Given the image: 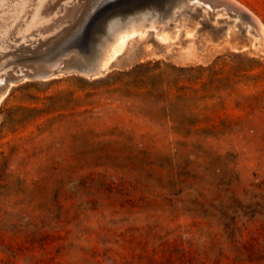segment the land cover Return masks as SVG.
<instances>
[{
  "label": "rangeland",
  "instance_id": "374dc122",
  "mask_svg": "<svg viewBox=\"0 0 264 264\" xmlns=\"http://www.w3.org/2000/svg\"><path fill=\"white\" fill-rule=\"evenodd\" d=\"M97 1L0 0V264H264V29L233 0ZM152 5L105 68H64Z\"/></svg>",
  "mask_w": 264,
  "mask_h": 264
},
{
  "label": "bare ground",
  "instance_id": "6f19581e",
  "mask_svg": "<svg viewBox=\"0 0 264 264\" xmlns=\"http://www.w3.org/2000/svg\"><path fill=\"white\" fill-rule=\"evenodd\" d=\"M3 1V0H2ZM20 1V0H19ZM24 1V0H23ZM28 1V0H27ZM44 1V0H43ZM49 1V0H48ZM66 1V0H65ZM100 0L97 1V3ZM176 1V0H175ZM181 2V0H179ZM186 1V0H185ZM191 1V0H187ZM199 1V0H198ZM203 1V0H202ZM216 1V0H215ZM223 1V0H222ZM230 0H225V2H229ZM9 2V1H8ZM16 2V1H15ZM96 2V1H95ZM221 2V1H220ZM232 2V0H231ZM4 3V2H3ZM11 3V2H10ZM33 3V2H31ZM44 3V2H43ZM188 3V2H187ZM234 6L237 8H240L242 11H244L251 20V25L258 31L259 35L262 36L263 34V25L260 22V20L250 11H248L244 6V4L240 5L236 1L232 2ZM23 4V2H22ZM25 4V3H24ZM37 4V3H36ZM60 4V2H59ZM96 4V3H95ZM94 4V7H96ZM214 4V3H213ZM226 4V3H225ZM3 5V4H2ZM5 5V4H4ZM31 5V4H30ZM29 5V6H30ZM98 5V4H97ZM223 5V4H222ZM232 5V4H231ZM19 6V5H17ZM32 6V5H31ZM42 6V5H41ZM39 6V7H41ZM63 6V5H62ZM93 6V5H92ZM180 6V5H179ZM224 6V5H223ZM45 7V6H44ZM92 7V8H94ZM4 8V7H3ZM2 8V9H3ZM32 8V7H31ZM59 8V7H57ZM13 9V8H12ZM36 9V8H35ZM62 9V8H61ZM10 10V9H9ZM19 10V9H18ZM81 10V9H80ZM90 10V9H89ZM92 10V9H91ZM173 10V9H172ZM6 11V10H4ZM44 11V10H43ZM41 11V12H43ZM54 11V10H53ZM8 12V11H7ZM16 12V11H14ZM61 12V11H60ZM87 12V11H86ZM39 13V12H38ZM44 13V12H43ZM89 13V12H88ZM94 13V10L90 13L88 16L85 24L92 20V24L96 18H94L92 15ZM6 14V12H5ZM99 14V13H98ZM243 14V13H241ZM3 15V14H2ZM35 15V14H34ZM51 15V14H50ZM53 15V13H52ZM64 15V14H63ZM79 15V14H78ZM166 10L160 7H156L154 5L148 7V8H142V9H135L129 13H126L123 16L120 15H111L109 14L102 25L101 33L97 34V42L93 45L91 50L93 51L92 57L88 60V62L82 61L79 64H71L67 65L64 68H66L68 71L76 70L81 73L90 74V73H97L101 69L105 68L112 59H114L123 49L128 39L138 35L142 34L145 30L151 29V28H158L160 24L163 25V23H167L166 20ZM175 15V14H174ZM5 16V15H4ZM3 16V17H4ZM8 16V15H7ZM20 16V15H19ZM39 16V15H37ZM36 16V17H37ZM48 16V15H47ZM55 16V15H54ZM71 16V15H70ZM77 16V15H76ZM244 16V15H243ZM11 17V16H10ZM25 17V16H24ZM36 19L35 16H32ZM31 18V17H30ZM33 18V19H34ZM40 18V17H38ZM47 18V17H46ZM49 18V17H48ZM240 18V17H239ZM5 19V18H4ZM34 19V20H35ZM42 19V18H41ZM45 19V18H44ZM66 19V18H65ZM245 19V18H244ZM1 20V19H0ZM19 20V19H18ZM22 20V19H21ZM38 21V19H36ZM35 20V21H36ZM59 20V19H58ZM249 20V21H250ZM33 20L31 19L29 22L31 23ZM46 21V20H45ZM167 21V22H166ZM8 22V21H7ZM40 22V21H38ZM72 22V21H71ZM75 22V21H73ZM72 22V23H73ZM90 22V21H89ZM158 22V23H157ZM248 22V21H246ZM29 23V25H30ZM243 23V22H242ZM27 24V23H26ZM33 24V23H32ZM36 24V22H35ZM62 24V23H61ZM245 24V23H244ZM247 24V23H246ZM249 24V23H248ZM8 25V24H7ZM27 25V26H29ZM167 25V24H166ZM50 26V25H49ZM84 26H81V31L78 33V35L75 37L76 40H82L85 38L84 34L86 30H84ZM247 26V25H246ZM252 26H249L252 27ZM58 27V26H57ZM17 28V27H16ZM24 28V27H23ZM30 28V27H29ZM35 28V27H34ZM45 28V27H44ZM7 29V28H6ZM48 28H46L47 30ZM164 29V28H163ZM253 29V28H252ZM15 30V29H14ZM23 31V30H22ZM28 31V30H27ZM15 32V31H14ZM38 32V31H37ZM17 33V32H16ZM21 33V31H20ZM19 33V34H20ZM49 33V32H48ZM52 33V32H51ZM15 34V33H14ZM23 35V34H22ZM258 35V34H257ZM31 36V35H30ZM38 36V35H37ZM36 37V36H35ZM39 37V36H38ZM41 37V36H40ZM46 37V36H45ZM44 37V39H45ZM21 38V37H20ZM24 38V37H23ZM31 38V37H30ZM7 39V38H6ZM15 39V38H14ZM40 39V38H39ZM1 40V39H0ZM28 40V39H27ZM12 41V40H11ZM32 41V40H31ZM35 41V40H34ZM6 42V41H5ZM13 42V41H12ZM38 42V41H37ZM4 43V42H3ZM10 43V42H9ZM17 43V42H15ZM14 43V44H15ZM6 45V44H5ZM18 45V43H17ZM42 46V45H41ZM19 47V46H18ZM17 47V48H18ZM11 48V47H10ZM2 49V48H1ZM3 50V49H2ZM24 53V52H23ZM73 61V60H71ZM53 62V61H52ZM67 62H70L69 60ZM66 62V63H67ZM58 61L51 63L50 66H53L52 68H48L45 70H41L37 73L38 77L41 78H47L50 75L54 73L55 70L60 68V65L54 70V68L57 66ZM17 79V78H16ZM39 79V78H38ZM13 80V79H12ZM2 82H5V78L0 76V85ZM3 84V83H2ZM5 84V83H4ZM4 87V85H3ZM2 92L3 90L0 89V100L2 98Z\"/></svg>",
  "mask_w": 264,
  "mask_h": 264
}]
</instances>
